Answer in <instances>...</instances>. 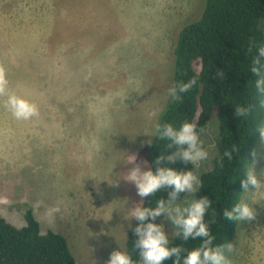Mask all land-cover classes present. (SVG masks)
Listing matches in <instances>:
<instances>
[{
	"label": "rangeland",
	"instance_id": "374dc122",
	"mask_svg": "<svg viewBox=\"0 0 264 264\" xmlns=\"http://www.w3.org/2000/svg\"><path fill=\"white\" fill-rule=\"evenodd\" d=\"M205 2L0 0V65L10 89L38 108L17 120L0 98V216L22 227L32 209L42 232L67 238L78 264L126 251L129 211L144 201L123 179L128 156L150 168L142 150L171 99L179 34ZM216 118L204 131L208 158L194 164L199 179L221 147ZM257 148L250 168L259 178L264 139ZM255 191L242 193L256 217L239 221L231 264H264V192ZM157 218L175 235L167 216Z\"/></svg>",
	"mask_w": 264,
	"mask_h": 264
},
{
	"label": "trees",
	"instance_id": "16d2710c",
	"mask_svg": "<svg viewBox=\"0 0 264 264\" xmlns=\"http://www.w3.org/2000/svg\"><path fill=\"white\" fill-rule=\"evenodd\" d=\"M264 21V0H206L200 19L187 24L180 32L175 48L174 85L187 83L195 78L192 89L181 94L180 100L170 99L160 117V125L171 123L179 129L184 122L197 123L200 139L204 140L206 126L216 115L221 141L219 153L213 160V168L200 176L201 187L195 199L208 197L212 207L205 214V222L215 245H225L234 238L239 221H228L223 216L241 203L246 171L250 168L261 138L258 127H264V94L256 88L257 77L250 70L257 49L249 52L253 39L257 46H264V30L258 24ZM264 75V58L261 61ZM236 106H251L246 117L234 115ZM170 141L159 139L156 132L152 143L142 150L143 161H148L153 172L159 155L167 156L175 149ZM236 151H232L233 149ZM232 151V160L224 156ZM162 166V165H161ZM179 170L195 172L194 164L177 162L168 165ZM170 189H161L151 197H145L143 206L155 207L160 199H167ZM188 193H181L177 202ZM215 220L211 223V220ZM26 224L22 227L9 223L0 216V264H78L67 238L54 231L42 232L41 224L30 208L25 213ZM131 226L126 251L134 260L133 252L137 237ZM155 223H158V218ZM171 246L188 250L198 247L201 241L189 239L184 242L176 235L167 234ZM227 255V253H226ZM164 264H173L169 259Z\"/></svg>",
	"mask_w": 264,
	"mask_h": 264
},
{
	"label": "clouds",
	"instance_id": "9594fccd",
	"mask_svg": "<svg viewBox=\"0 0 264 264\" xmlns=\"http://www.w3.org/2000/svg\"><path fill=\"white\" fill-rule=\"evenodd\" d=\"M258 27L264 30V21H261ZM253 48L257 49V55L252 60L250 70L260 77L255 82L256 88L264 94V75L261 71L264 46H257L253 39L250 41L248 51L252 52ZM196 83L195 78L187 83L179 82L168 89V95L178 101L181 94L190 91ZM0 98H4L5 107L17 120H29L38 115V108L31 100L10 89L7 72L2 65H0ZM261 106L264 107V101L261 102ZM250 112L251 106H236L234 115L241 118L246 117ZM156 130L159 139L170 141L168 147L175 150L167 156L159 155L156 158L155 172L151 168L142 170L141 165L136 163L137 156L129 155L128 164L133 166L123 176V179L135 185L137 195L142 199L155 195L161 189H170V191H168L167 199L158 200L154 208L138 203L129 211L130 217L139 222L132 229L137 237L133 244V252H138L139 260H134L131 253L119 248L110 253L106 264H164L169 259L173 260V264H231L226 253L233 251V245L227 243L214 246L215 238L210 233L208 222H205V214L212 207L209 198L205 196L193 199L187 206L176 203L181 193L195 194L202 185L193 171H184L168 166L177 162L184 165L199 164L208 158V152L204 149L203 141L197 131L196 121L184 122L179 129L174 128L171 123L157 124ZM258 131L261 138L264 139V127H258ZM147 143L151 144L152 140L149 139ZM232 151H236V149L234 148ZM232 151L224 153V156L229 160H232ZM143 163L147 166L148 162L143 161ZM246 177L241 181V187L245 193L249 192L250 186L256 189L254 193L264 192V171L258 178L253 168H248ZM118 183L119 178L112 184L118 186ZM161 214L167 216L175 227L176 236L184 242L189 239H199L201 241L199 246L191 250L181 246H171L163 224L155 223ZM223 216L228 221H251L255 219L256 211L249 202H241L231 210L225 209ZM210 222L214 223L215 220Z\"/></svg>",
	"mask_w": 264,
	"mask_h": 264
}]
</instances>
